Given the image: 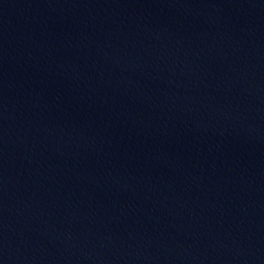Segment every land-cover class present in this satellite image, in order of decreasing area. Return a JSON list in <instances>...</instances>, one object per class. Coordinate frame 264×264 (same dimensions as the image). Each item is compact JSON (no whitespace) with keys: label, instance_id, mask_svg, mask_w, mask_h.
<instances>
[{"label":"water","instance_id":"95a60500","mask_svg":"<svg viewBox=\"0 0 264 264\" xmlns=\"http://www.w3.org/2000/svg\"><path fill=\"white\" fill-rule=\"evenodd\" d=\"M0 264H264V0H0Z\"/></svg>","mask_w":264,"mask_h":264}]
</instances>
